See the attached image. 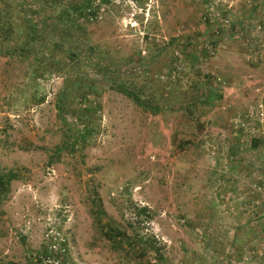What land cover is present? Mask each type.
<instances>
[{
    "label": "rangeland",
    "instance_id": "rangeland-1",
    "mask_svg": "<svg viewBox=\"0 0 264 264\" xmlns=\"http://www.w3.org/2000/svg\"><path fill=\"white\" fill-rule=\"evenodd\" d=\"M263 19L264 0H0V264H264Z\"/></svg>",
    "mask_w": 264,
    "mask_h": 264
},
{
    "label": "trees",
    "instance_id": "trees-1",
    "mask_svg": "<svg viewBox=\"0 0 264 264\" xmlns=\"http://www.w3.org/2000/svg\"><path fill=\"white\" fill-rule=\"evenodd\" d=\"M71 6V11L73 13H75L76 11H78L79 9V5H69ZM64 16L66 18H68L69 21H72V19L69 16V13L65 10L63 11ZM81 13V11L79 12ZM227 21V20H226ZM225 22V20H224ZM263 23H264V19H263ZM4 25L5 24H0V29H4ZM257 27L260 28V25H258ZM109 74V72H107ZM115 88L118 89L120 92L124 93L125 95L129 96L130 98H132L138 105H141L142 107L146 108V109H153V106H151L150 104H148L145 100H143V98L139 95L136 94L135 92H133L132 90H128L127 88H125L122 85H115ZM213 97L216 98H221L220 94H212L211 92H206L204 94H201V99H200V103L204 104V105H212V99ZM156 108V107H155ZM158 108V107H157ZM72 129V128H71ZM71 129H69L71 131ZM83 132H81L79 130V132H77V135H73L71 140H65V145L71 147L72 149L75 147V145L79 142H85V140L87 139V133H86V129L82 128ZM256 145V143H255ZM18 176V174L14 171H8V172H3L0 170V200L4 197L5 192L9 189V185L11 180L16 179ZM92 207L94 209V214L95 217L99 223V225H101V228L103 230L104 235L107 237V239L113 244H120V243H124V241L126 240V243L129 245H137V240L136 238H128L127 234L124 231L119 230L117 227L115 226H106L104 224H102V214H103V209L101 207V203L98 201V203L94 202L92 204ZM144 209V208H143ZM163 262V260H162ZM166 264V262H165Z\"/></svg>",
    "mask_w": 264,
    "mask_h": 264
},
{
    "label": "built area",
    "instance_id": "built-area-1",
    "mask_svg": "<svg viewBox=\"0 0 264 264\" xmlns=\"http://www.w3.org/2000/svg\"><path fill=\"white\" fill-rule=\"evenodd\" d=\"M225 21H226V20H225ZM128 25H129L130 27L134 28V29H137V28L140 27L139 22L136 21L135 19H130Z\"/></svg>",
    "mask_w": 264,
    "mask_h": 264
}]
</instances>
